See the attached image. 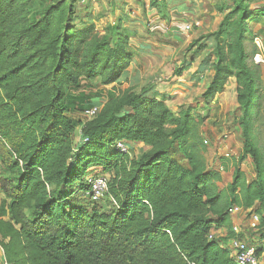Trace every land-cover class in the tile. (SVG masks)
I'll return each mask as SVG.
<instances>
[{"label": "trees", "instance_id": "16d2710c", "mask_svg": "<svg viewBox=\"0 0 264 264\" xmlns=\"http://www.w3.org/2000/svg\"><path fill=\"white\" fill-rule=\"evenodd\" d=\"M231 1L221 30L226 52L218 53L204 99L236 79L239 161L250 155L256 178L247 182L237 169L227 193L217 185L220 172L207 166L190 111L176 116L149 89L111 93L93 119L74 117L97 106L85 82L114 84L127 69L118 23L99 35L93 25L76 26V0H0V187L8 200L0 246L9 264H236L229 249L234 206L259 217L257 232L242 226L240 238L261 256L259 66L249 64L245 44L249 0ZM119 141L129 154L116 149ZM134 144L148 150L131 158ZM91 169L109 179L110 211L100 205L104 198L87 197ZM220 228L229 229L226 237L215 235Z\"/></svg>", "mask_w": 264, "mask_h": 264}, {"label": "rangeland", "instance_id": "374dc122", "mask_svg": "<svg viewBox=\"0 0 264 264\" xmlns=\"http://www.w3.org/2000/svg\"><path fill=\"white\" fill-rule=\"evenodd\" d=\"M233 7L231 0H76V26L93 25L101 35L108 25L118 23L128 42V66L119 82L104 85L98 79L93 85L84 83L90 101L102 108L111 93H139L146 88L150 95L164 100L176 116L189 110L204 144L207 166L220 172L217 185L225 192L237 169L247 182L256 178L252 157L239 161L244 138L236 79L228 78L213 99H204L215 76L218 53L226 52L228 36L221 30ZM249 8L245 44L249 64L259 66L261 118L256 122V134L264 157V0H249ZM73 115L86 120L83 112ZM130 150V157L137 158L148 149L134 144ZM97 174L102 173L91 169L87 182ZM108 199L105 196L100 202L104 211L113 208ZM241 217L253 219V214Z\"/></svg>", "mask_w": 264, "mask_h": 264}, {"label": "built area", "instance_id": "2783aa9c", "mask_svg": "<svg viewBox=\"0 0 264 264\" xmlns=\"http://www.w3.org/2000/svg\"><path fill=\"white\" fill-rule=\"evenodd\" d=\"M100 107L95 106L85 111L84 116L87 120L93 119L99 112ZM116 149L122 153L129 154L128 146L119 141L115 145ZM89 191L87 192V197L92 201H99L105 197L109 191V179L106 175L100 174L88 180ZM244 210L238 206L231 207L229 213L231 216L238 215ZM253 220L259 221L257 215H253ZM233 231L235 232V237L229 242V249L231 256L236 264H263L260 257L257 255L256 248L250 245L245 239L240 238L241 229L238 225L234 224ZM0 264H9L5 258L0 260Z\"/></svg>", "mask_w": 264, "mask_h": 264}, {"label": "crops", "instance_id": "0c3cea01", "mask_svg": "<svg viewBox=\"0 0 264 264\" xmlns=\"http://www.w3.org/2000/svg\"><path fill=\"white\" fill-rule=\"evenodd\" d=\"M1 173H2V166L0 164V176H1ZM219 190H224V189H220V187H219ZM7 204H8V200L5 198V196H4V194H3L2 190H1V187H0V210L6 209L7 208ZM242 215H243V213H240L238 215L231 216L232 223L233 224H236V225H238L240 227L243 226V227H247L248 229H253V231H254L253 233H256L257 232L256 231L257 229H255V228L259 225V221L256 222L251 217L250 218H247L246 217L245 219H244V217L239 218ZM237 222H239L241 224H238ZM228 233H229V229L228 228H220L219 230L215 231V235L217 237H222V238L226 237L228 235ZM259 236L260 235H258L257 238ZM256 241H257L258 245H260V246L263 247V251H262V254L260 256V259H261V262L264 264V239H262V240L259 239V240H256ZM2 258H4V254H3V250H2V248L0 246V260Z\"/></svg>", "mask_w": 264, "mask_h": 264}]
</instances>
